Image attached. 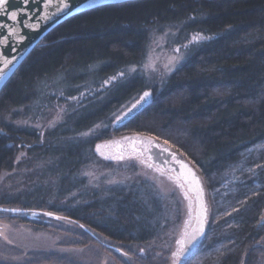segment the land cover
<instances>
[{
  "label": "trees",
  "instance_id": "16d2710c",
  "mask_svg": "<svg viewBox=\"0 0 264 264\" xmlns=\"http://www.w3.org/2000/svg\"><path fill=\"white\" fill-rule=\"evenodd\" d=\"M196 33L211 39L189 43ZM162 37L186 60L165 80L150 81L142 70ZM121 71L129 73L122 85L102 87ZM144 91L151 102L126 127L114 124ZM97 124L109 127L81 135ZM0 129V209H9L0 222L60 236L62 247L106 254L115 264H128L117 248L136 264H156L149 254L140 258L139 248L175 232L177 203L164 200L136 165L116 166L96 151L114 137L146 136L167 140L203 181L210 211L190 264H264V0H133L75 15L45 36L1 90ZM92 168L115 172L119 182L96 180ZM44 212L73 226H55L48 220L58 219ZM86 261L33 251L19 264Z\"/></svg>",
  "mask_w": 264,
  "mask_h": 264
},
{
  "label": "snow or ice",
  "instance_id": "6c2138e0",
  "mask_svg": "<svg viewBox=\"0 0 264 264\" xmlns=\"http://www.w3.org/2000/svg\"><path fill=\"white\" fill-rule=\"evenodd\" d=\"M40 0H0V16L6 15L7 18L13 22H19V17L24 16L27 18L30 17V8L31 4H39ZM52 5V0H43L44 8H49ZM69 4L67 0H61L59 7H57V11H63L67 9ZM43 19H48V16L45 15L42 17ZM25 27H29L28 24L24 25ZM34 27V26H33ZM0 28L5 29L8 33L7 36H4L3 39H0V44H8L10 36H18L19 40L25 39L23 35H19L16 27L12 25L0 23ZM211 39L209 36L201 35L200 33H196L192 36L189 43H198L204 40ZM184 47H188V45H184ZM177 52L180 49H176ZM15 57L9 59L7 56H4L0 53V64L3 66L0 67V82H3L5 77L4 69L8 68L9 65L13 64V60ZM180 59L183 57L176 58L174 63L168 68V71L171 72L175 67V64H178ZM135 69H130L129 72H134ZM129 73H125L123 71L117 73L106 79L102 85V87L111 85L112 87H117V84L122 85L124 81L127 79ZM116 82V83H114ZM152 97V93L149 91H144L142 95L139 96L138 99L135 100V103H132L130 107L127 108L126 111H123L119 115H114L113 123L120 124L122 126H127L125 121L134 120L140 111L144 108V105L149 102ZM83 98V93L80 98L71 97L73 100H77ZM63 111V109H61ZM60 119L59 113H57L56 119L49 122L48 127H55L57 120ZM39 127V125H36ZM109 126L106 124H97L90 128L87 132L82 133V136H90L96 135L97 130L99 129H107ZM0 131H3L0 129ZM154 139H144L138 136L135 137H124L123 140L127 142V155H125L124 145L120 142H115L121 149L120 153L117 155H105V153L101 152L102 145H96V151L100 153L104 159L106 160H115L117 162L120 161H128L135 166L136 163H139L143 167L152 168L155 171L161 172L163 174L162 169L157 168L152 160L155 155L154 150H159L161 154L167 153L168 156L171 157V162H174L177 166L176 169H171L170 171H174L176 173L175 176H169L170 180H173L176 184V187L179 188L180 192L183 195V200L187 201L186 212L187 219L184 220L182 231L179 236L175 240V249L171 251L169 259V264H190V257L192 255V250L201 242V240L205 237V226L208 222L209 216V206L205 202V189L203 187V181L196 174L195 171L183 160L177 158L174 152H171L169 148L162 147L160 144L154 143ZM167 140L164 141V144H168ZM137 145H143L144 147H138ZM19 159V158H18ZM168 162V161H166ZM260 167V165H257ZM254 173V170H251ZM0 211H9V209H0ZM11 211H17L16 209H11ZM234 212H238L239 209L234 208ZM36 215V213H33ZM43 215L54 217L53 212H44ZM231 215V213H229ZM55 219H67V217H59L55 216ZM264 219V217H262ZM79 227L84 228V225H79ZM166 246V245H165ZM116 251L120 252V254L125 257V259L129 262L133 260V256L130 255L128 251H123L121 248H117ZM140 257L145 258L147 256V250L145 248H139ZM160 253H156V256H159ZM243 264V261H241Z\"/></svg>",
  "mask_w": 264,
  "mask_h": 264
},
{
  "label": "rangeland",
  "instance_id": "374dc122",
  "mask_svg": "<svg viewBox=\"0 0 264 264\" xmlns=\"http://www.w3.org/2000/svg\"><path fill=\"white\" fill-rule=\"evenodd\" d=\"M192 38V37H191ZM190 38V40H191ZM200 43V42H198ZM196 44V43H194ZM189 47V45H188ZM180 49L179 52L176 49ZM187 49V48H186ZM190 49V48H189ZM183 57L180 59L178 64H175V67L172 71L179 66L180 62H184L186 59V54L183 52L182 48L177 45H168V39L165 37L157 38L150 49V53L148 56V60L146 65L144 66L142 73L145 74L150 81H152L155 77H160V80L163 81L166 77L172 72L168 71V68L174 63L176 58ZM124 107L121 109V114L123 111H126L128 107ZM118 125V124H117ZM124 137H135L132 135H126L121 137H114L108 141L102 142L99 145H102L101 152L105 153V155H117L120 152L117 150L118 145L115 142H120L121 144H127L126 141L123 140ZM144 139H150V137L146 136H138ZM158 142L154 139V143ZM159 143V142H158ZM162 147H167L163 143H159ZM138 147H144L143 145H137ZM168 148V147H167ZM174 152V151H173ZM100 157L105 161L114 162V165L120 166L121 162H117L115 160H106L99 153ZM130 163V162H129ZM139 173L149 179L157 189L160 191L161 196L167 202L175 200L177 203V208L175 209L177 212H180L181 220L178 224V228L175 232L166 233L161 235L160 238L155 241L151 245H146L145 248L147 250V256L149 254V260L156 264H169V257L171 251L175 249V240L179 238L183 222L187 219L186 205L187 201L183 200V195L180 192L179 188L176 187V184L173 180H170L168 177L171 173L168 171L161 172L155 171L152 168H146L140 165L139 163L135 164ZM157 168L159 166L155 165ZM89 172L93 175L96 180H105V183L114 185L119 180L115 177V172L113 171H97L96 168H92ZM125 175V174H124ZM179 207V208H178ZM176 218V217H175ZM174 218V219H175ZM49 223L55 226H73V224L65 221V220H48ZM264 222V220H263ZM173 235H172V234ZM62 241V237L54 236L46 233H34L31 229L25 226H13L11 224L0 222V260L5 261L3 263L6 264H19L21 259L29 252H59L62 254H74V255H84L87 260L86 264H115L114 260L106 254L92 255L91 253L86 252L85 250H74L70 248H64L59 243ZM103 243H108L106 240H102ZM166 245V246H165ZM14 247L21 253V255H16L8 252V250H4V247ZM112 250V249H111ZM168 252V254H166ZM156 253H160L159 256H156ZM119 255L125 262L128 264H136L133 260L131 262L127 261L125 257H123L120 253ZM140 257V254L138 253ZM145 257V258H146ZM142 258V257H140Z\"/></svg>",
  "mask_w": 264,
  "mask_h": 264
},
{
  "label": "water",
  "instance_id": "95a60500",
  "mask_svg": "<svg viewBox=\"0 0 264 264\" xmlns=\"http://www.w3.org/2000/svg\"><path fill=\"white\" fill-rule=\"evenodd\" d=\"M128 1H133V0H67L69 7L67 9H64L63 11L58 12L57 7H59L61 0H52V5L49 8H44L43 0H40V3L38 5L37 4L29 5L30 17H31L30 19L24 16H20L19 22L17 23L9 20L6 15L0 16V23H4L16 27L19 35H23L25 37V39L19 40L18 36H10L7 45L0 44V53H2L4 56H7L9 59L15 57V59L13 60V64L9 65L8 68L4 69L6 78L4 79L3 82H0V92L5 86V84L19 69L21 64L28 57V55L32 52V50L45 38V36H47V34H49L59 24L63 23L64 21L68 20L69 18L75 15H78L80 13H83L85 11L97 7H101L109 4L123 3ZM45 15L48 16V19L42 18ZM25 24H28L29 27H25L24 26ZM7 35H8L7 31L5 29L0 28V39H3V37ZM2 66L3 65L0 64V67ZM151 100L152 97L149 100V102L144 105V108L151 102ZM156 143L159 144L158 142ZM124 149H125V155H127V144L124 145ZM117 150L119 152L121 151L119 146L117 147ZM154 151H155V155L152 160V163L154 165L161 167V169L164 171H169L171 173L170 174L171 176H175L176 173L170 170L176 169L177 166L174 162H171V157L168 156L167 153L161 154L159 150H154ZM170 151L173 152L171 149ZM176 156L178 158L177 154ZM187 164L198 175L197 171L193 168V166L190 165L189 163ZM206 226H205V230H206ZM200 243L192 250V254L196 251Z\"/></svg>",
  "mask_w": 264,
  "mask_h": 264
},
{
  "label": "flooded vegetation",
  "instance_id": "af4514ba",
  "mask_svg": "<svg viewBox=\"0 0 264 264\" xmlns=\"http://www.w3.org/2000/svg\"><path fill=\"white\" fill-rule=\"evenodd\" d=\"M169 172V171H168ZM170 173V172H169Z\"/></svg>",
  "mask_w": 264,
  "mask_h": 264
}]
</instances>
